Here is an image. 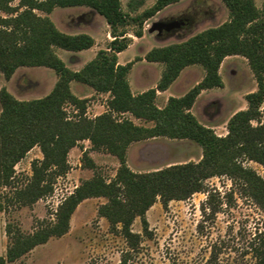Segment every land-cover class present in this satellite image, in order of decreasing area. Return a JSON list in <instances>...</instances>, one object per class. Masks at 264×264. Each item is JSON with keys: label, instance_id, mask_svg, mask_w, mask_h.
<instances>
[{"label": "trees", "instance_id": "obj_1", "mask_svg": "<svg viewBox=\"0 0 264 264\" xmlns=\"http://www.w3.org/2000/svg\"><path fill=\"white\" fill-rule=\"evenodd\" d=\"M14 1L0 0V11L5 13L0 14L1 72L9 79L21 66H46L56 72L58 79L48 94L30 100L18 99L6 87L0 90V184L15 185V166L34 146L38 145L43 154L32 161V175L25 185L16 187L12 196L0 194V211L6 210L11 201L31 205L51 192L57 176L69 169L70 149L81 140L89 139L92 149L116 156L120 166L110 180L98 173L84 180L60 206L52 223H41L34 232L25 233L19 225L8 222L10 242L5 255H0V264L13 262L50 237L67 233L76 207L89 197L107 198L99 205L98 214L107 218L111 230L123 235L132 249L138 248L141 241V234L132 229L134 220L140 217L144 232H148L147 211L159 197L165 207L171 200H185L202 191L206 180L213 176L227 175L235 187L264 208V178L243 164L247 159L264 166V7L259 8L256 0H222L230 12L228 20L183 41L151 48L144 58L164 63V69L155 87L136 94L128 79L134 61L123 64L118 58L133 40L128 28L134 26L133 35L142 37L147 19L180 0H155L141 12L138 10L144 0H129L128 10L123 8L122 0ZM75 6L90 7L103 16L113 36L106 48L98 50L78 70L67 66L55 48L80 51L92 47L95 38L86 32H64L48 15L56 7ZM181 23L175 21L174 26ZM237 54L248 59L257 89L246 94L247 108L230 117L228 133L219 135L191 109L203 90L224 86L220 66L225 57ZM193 64L203 67V78L185 94L170 96L160 107L156 103L158 92L167 90L182 70ZM72 81L109 93L107 110L94 118L86 117V99L72 91ZM67 103L80 109L74 118L65 109ZM126 113L153 124H137ZM160 136L198 143L202 158L154 171H133L127 164L129 146ZM82 164L96 168L88 151L83 152ZM212 196L210 192L207 203L217 212L211 204ZM250 252L254 261L242 264H264V232L255 236ZM127 261L124 255L120 264Z\"/></svg>", "mask_w": 264, "mask_h": 264}, {"label": "rangeland", "instance_id": "obj_2", "mask_svg": "<svg viewBox=\"0 0 264 264\" xmlns=\"http://www.w3.org/2000/svg\"><path fill=\"white\" fill-rule=\"evenodd\" d=\"M154 1L144 0L138 12L151 6ZM128 2L122 0L125 10L129 9ZM13 3L17 4L18 0ZM256 3L259 8L264 7V0H256ZM0 14L5 15L1 11ZM48 15L64 32H86L95 37L94 47L80 52L55 48L67 66L74 70L82 68L113 39L104 17L90 7H56ZM229 17V9L222 0H180L147 19L142 37L133 35L135 28L129 26V35L133 40L118 58L123 64L134 61L128 74L132 91L136 94L155 87L160 79L164 63L150 62L144 58L151 48L183 41L201 30L225 22ZM180 20V26L171 24ZM156 22L163 27L150 31ZM204 73L199 64L185 67L167 92H158L156 103L163 107L170 96L185 94L203 78ZM220 73L224 86L203 90L191 111L217 134L226 135L230 117L247 108L246 94L256 90L258 83L248 59L242 55L225 57ZM57 79L56 72L46 66H21L9 79L0 70V90L6 87L18 99L30 100L48 94ZM71 88L77 96L86 99V117L94 118L107 110L109 93L97 92L88 84L78 81H72ZM65 109L70 118L80 113V109L71 103L65 104ZM261 109L264 112V103ZM125 115L137 124H153L129 113ZM253 123L257 124L258 121L254 120ZM84 151H88L94 159L95 169L83 166ZM202 154L201 146L190 139L160 136L133 142L127 150V164L135 172L154 171L173 164L197 162ZM42 157L41 148L34 146L15 166L16 186L0 184V194L14 195L16 187L25 185L26 178L32 175V161ZM68 163V171L57 176L51 192L31 205L11 201L6 210L0 211V255H5L10 242L6 232L8 222L19 225L25 233H32L41 223L56 220L60 206L84 180L93 178L95 173L110 180L120 166L116 156L105 150L92 149L89 139L79 141L70 149ZM243 164L252 167L264 178L262 164L247 159L243 160ZM210 192L213 193L212 207H217V212H213L207 203ZM106 201L107 198L103 196L82 200L71 216L67 233L50 237L47 242L6 264H120L124 255L128 257L127 264L251 263L254 258L250 245L256 235L264 232V208L235 187L227 175L208 178L202 191L195 192L185 200H171L166 207L159 197L147 211L148 232H144L140 217L134 220L132 229L141 234L136 249L130 247L123 235L111 230L106 217L98 214L99 205Z\"/></svg>", "mask_w": 264, "mask_h": 264}, {"label": "water", "instance_id": "obj_3", "mask_svg": "<svg viewBox=\"0 0 264 264\" xmlns=\"http://www.w3.org/2000/svg\"><path fill=\"white\" fill-rule=\"evenodd\" d=\"M172 25H174V22L173 23H171ZM172 25H170V26H172ZM163 27V25L162 24H159V23H154L153 25H152V27L150 28V31H154V30H156V29H158V30H161V28Z\"/></svg>", "mask_w": 264, "mask_h": 264}, {"label": "crops", "instance_id": "obj_4", "mask_svg": "<svg viewBox=\"0 0 264 264\" xmlns=\"http://www.w3.org/2000/svg\"><path fill=\"white\" fill-rule=\"evenodd\" d=\"M93 36V35H92ZM94 37V36H93ZM95 38V37H94ZM96 43V42H95ZM95 45V44H94ZM94 45L92 46V47H94ZM91 48V47H90ZM89 49V48H88ZM85 50V49H84ZM81 51V50H80ZM80 51H74V52H80ZM121 53V52H120ZM119 53V54H120ZM94 58V57H93ZM91 60V59H90ZM89 60V61H90ZM170 88V87H169ZM169 88L167 89V90H164V91H159V92H161V93H165V92H167L168 90H169Z\"/></svg>", "mask_w": 264, "mask_h": 264}]
</instances>
